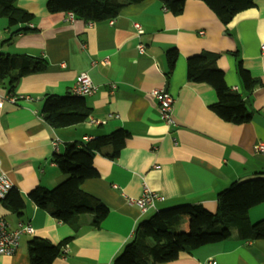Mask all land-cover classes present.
I'll list each match as a JSON object with an SVG mask.
<instances>
[{"label":"crops","instance_id":"1","mask_svg":"<svg viewBox=\"0 0 264 264\" xmlns=\"http://www.w3.org/2000/svg\"><path fill=\"white\" fill-rule=\"evenodd\" d=\"M49 1H16L20 10L32 14L33 29L28 33L14 35L18 27L0 18V54L48 63L45 71L22 78L12 93L33 101L7 102L0 108V169L25 203L17 212L12 206L16 198L1 201L0 219L10 230L30 224L35 232L19 239L15 255L0 256V264H31L28 251L34 238L52 244L69 240L67 255L52 264H113L151 212L202 204L215 213L219 192L234 182L264 179V152L257 150L264 144V0H254L252 9L228 25L200 0L185 2L178 15L158 0H145L97 23L69 21L67 13H50ZM139 44L145 46L144 54ZM173 48L178 58L171 72L165 54ZM202 54L219 56L217 66L227 86L238 88L254 113L252 121L235 125L221 119L211 108L218 102L216 92L207 84L187 80V60ZM239 63L257 83L252 90L240 76ZM81 74H88L97 86V92L86 97L89 119L68 128L51 127L42 114L45 99L70 92ZM156 89H165L176 99L173 128L161 119L151 94ZM7 93V85L0 86V96ZM118 130L128 134L118 157H109V148L97 153L93 160L99 177L82 186L109 209L99 229L90 228L91 217L85 216L78 221L85 226L76 230L30 201L29 194L38 187L53 189L67 179L53 162L56 138L60 154L67 144H88ZM145 188L165 200L143 214L129 200L139 198ZM249 218L251 223L264 220V203L253 208ZM185 219L180 231L188 233L193 220ZM164 264H264V240L232 238Z\"/></svg>","mask_w":264,"mask_h":264},{"label":"trees","instance_id":"2","mask_svg":"<svg viewBox=\"0 0 264 264\" xmlns=\"http://www.w3.org/2000/svg\"><path fill=\"white\" fill-rule=\"evenodd\" d=\"M17 0H0V18L9 20L11 27L17 26L14 35L32 31V14L20 10ZM145 0H50V13H73L75 18L86 22H102L116 18L128 5ZM163 8L174 15L184 11L188 0H158ZM204 2L219 20L228 25L236 16L255 4L254 0H200ZM166 55L172 72L178 58V51L170 49ZM218 55L202 54L187 60L188 79L193 83L207 84L216 92L218 102L211 108L223 120L235 125L247 124L253 119L242 95L232 91L225 82L224 72L217 66ZM46 60L20 54H0V86L7 85L8 93H15L22 78L46 70ZM240 76L248 81L247 88L256 86L249 73L238 64ZM42 114L45 122L55 129L68 128L87 122L91 109L85 97H77L71 91L63 96L51 95L45 99ZM128 134L123 130L96 137L88 144L71 143L63 153L54 155V163L67 176L64 184L55 188L38 187L29 194L38 208L48 211L58 221H67L77 230L85 226L78 224L81 217H91L87 225L99 229L109 214L108 207L99 199L83 190L85 181L99 177L94 165L95 155L105 148L111 149V158H117L125 145ZM13 202L19 212L25 207L21 195L12 190L5 202ZM264 203V179L234 182L217 195V211L211 213L202 204H183L156 211L138 224L133 240L128 243L113 264H164L174 262L182 253H191L202 247L223 243L232 238L242 241L264 240V220L251 223L250 211ZM191 216L192 230L180 231L185 217ZM69 240L52 244L47 240L34 238L29 243L31 264H52L62 256V250Z\"/></svg>","mask_w":264,"mask_h":264},{"label":"built area","instance_id":"3","mask_svg":"<svg viewBox=\"0 0 264 264\" xmlns=\"http://www.w3.org/2000/svg\"><path fill=\"white\" fill-rule=\"evenodd\" d=\"M67 18L69 21H73L75 19V15L73 13H67ZM135 28L137 29L139 34L143 33V30L139 24H135ZM138 50L141 54L145 52V46L143 44H139ZM262 51H264V45L262 47ZM73 87L71 92L77 97H88L93 96L97 92V86L94 84L92 79L88 74H81L77 77L75 83H73ZM112 88H116V85H112ZM232 91H238V88H234ZM151 94L154 95L158 102L160 115L162 121H164L165 125L168 128H173L176 126V120L174 116L175 112V103L176 99L165 89H156ZM33 98L30 96H25L21 94H10L0 96V108H3L5 103H11L14 105H18L24 102H31ZM94 123V121H91ZM90 138H85V141H88ZM59 144L60 140L56 138L53 141V148L55 154L59 152ZM257 150L261 153L264 152V144H260L257 147ZM13 189V184L9 180L8 176L3 173L0 169V202L4 201L9 193ZM165 199L161 194L151 191L148 188H145L142 195L137 199H130V205H136L143 214L148 211L155 209L158 202H163ZM19 228L10 230L8 224L0 219V256H13L16 252H18L20 247V240L23 235L33 236L35 234L33 227L28 225H20ZM68 253V247L66 246L62 250V256L65 257Z\"/></svg>","mask_w":264,"mask_h":264},{"label":"rangeland","instance_id":"4","mask_svg":"<svg viewBox=\"0 0 264 264\" xmlns=\"http://www.w3.org/2000/svg\"><path fill=\"white\" fill-rule=\"evenodd\" d=\"M155 213V211L151 212L150 215H153Z\"/></svg>","mask_w":264,"mask_h":264}]
</instances>
